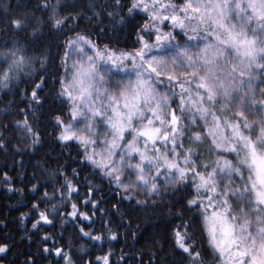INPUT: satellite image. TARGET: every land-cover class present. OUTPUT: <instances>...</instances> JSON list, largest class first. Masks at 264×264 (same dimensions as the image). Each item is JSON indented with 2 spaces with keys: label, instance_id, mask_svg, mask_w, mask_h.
I'll return each mask as SVG.
<instances>
[{
  "label": "snow or ice",
  "instance_id": "obj_1",
  "mask_svg": "<svg viewBox=\"0 0 264 264\" xmlns=\"http://www.w3.org/2000/svg\"><path fill=\"white\" fill-rule=\"evenodd\" d=\"M95 7L89 5L98 19ZM115 8L123 13H117L121 23L137 17L143 21L135 26L136 40L129 49L101 47L80 32L78 18H91L70 11L63 0L36 5L49 28L65 37L60 57L65 75L57 77V97L69 105V114L67 123L61 115L53 116L58 139L75 141L83 148L84 166L98 169L125 192L142 189L159 195L161 177L182 186L177 191L194 190L183 206L199 212L207 251H201L187 224L173 228L174 247L187 264H208L207 257L211 264H264V88L258 97L255 87L257 81L264 84V0H115ZM6 11L17 34L37 36L33 14L14 13L11 4ZM175 29L187 37L184 43L174 42ZM72 55L79 58L69 67ZM32 59L16 41L0 50V88H10ZM44 83L43 77L33 82L30 96L36 105H41L37 90ZM19 123L31 144H39L40 133L27 116ZM205 143L215 153L211 163L202 161L198 151ZM72 172L79 175L75 168ZM4 177L8 183L7 173ZM65 180L60 195L71 197L78 188ZM84 203L94 207L97 201L89 197ZM71 208V217L91 219L76 203ZM41 221L52 224L41 211L32 227L39 230ZM8 251L9 245L0 243V254ZM43 254L75 264L70 252L57 245H42ZM98 260L109 264L107 255ZM25 264L36 261L29 257Z\"/></svg>",
  "mask_w": 264,
  "mask_h": 264
},
{
  "label": "trees",
  "instance_id": "obj_2",
  "mask_svg": "<svg viewBox=\"0 0 264 264\" xmlns=\"http://www.w3.org/2000/svg\"><path fill=\"white\" fill-rule=\"evenodd\" d=\"M39 2L0 0V50L16 41L25 45L33 57L31 67L26 68L10 88H0V140L3 141V147H0V243L9 245V251L0 254V264H25L29 257L36 264H57V261L63 264L55 255L43 254L42 258V245L50 249L53 245L62 247L65 252H70L75 264H102L98 258L105 255L109 264H187L174 247L172 235L173 228L185 224L202 246L201 251L206 253V233L202 230L200 214L183 206L185 198L194 190L177 191L182 186L160 181L159 195L142 189L125 192L99 174L98 169L84 166L85 162L81 160L83 148L75 141L65 144L58 139L59 131L53 116L61 115L67 123L69 114V105L57 97V77L65 75L60 62L65 50V37L49 28L45 12L36 9ZM63 2L70 11L91 18H78V30L89 34L101 47L107 44L117 50L129 49L135 43V26L143 21L137 17L121 23L117 14L120 9L115 8V0ZM121 2L126 3L127 0ZM8 4L13 6L14 13L26 11L33 14L32 23L40 28L36 37L27 33L17 34L14 28L9 27ZM17 5H23V8H16ZM89 5L96 6L94 10L100 13L98 19L93 16ZM107 12L113 15L109 17ZM174 35L176 40L184 43L185 38L181 34ZM41 77L45 83L43 90H37L41 105H36L31 102L30 94L33 82L39 83ZM159 87L164 88L163 85ZM255 87L259 97V89L264 88V84L257 81ZM25 116L40 133L39 144L32 145L31 136L22 130L23 125L19 122ZM198 151L206 163L215 159V153L208 150L207 143ZM73 168L79 175H73ZM4 173L10 178L8 183H5ZM66 177L78 188L71 197L60 195L61 191H66ZM235 183L239 184L238 178ZM129 194L132 195L130 200L125 198ZM89 197L97 201L94 207L91 203H84ZM137 200L147 203H137ZM72 203L77 204L79 211L87 212L91 219L85 220L79 215L71 217ZM41 211L49 215L52 224L41 221L37 230L32 224L39 219ZM81 228L92 236L100 235L102 239L96 241L84 236ZM113 233L116 234L115 240L111 239ZM207 259L211 264V257Z\"/></svg>",
  "mask_w": 264,
  "mask_h": 264
},
{
  "label": "rangeland",
  "instance_id": "obj_3",
  "mask_svg": "<svg viewBox=\"0 0 264 264\" xmlns=\"http://www.w3.org/2000/svg\"><path fill=\"white\" fill-rule=\"evenodd\" d=\"M176 3H180V1L179 0H176ZM165 31H168L167 29H164ZM171 30V29H170ZM176 33H180V30L179 29H175L174 30V34H176ZM183 36V35H182ZM185 39H183L184 40V42L187 40V37L186 36H183ZM174 42H179L178 40H176V41H174ZM196 41H192V43H195ZM77 58H79L78 56H75V55H72V58H70L69 59V67L71 66V63H72V60L73 59H77ZM123 74V73H122ZM106 79H107V77H106ZM81 127H83V125L81 124ZM162 178V177H161ZM159 180H160V178H159ZM160 181H164L163 180V178H162V180H160Z\"/></svg>",
  "mask_w": 264,
  "mask_h": 264
}]
</instances>
